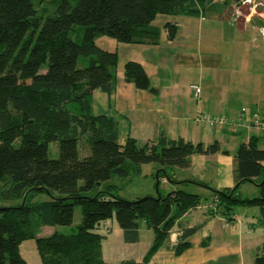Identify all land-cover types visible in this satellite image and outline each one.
Returning <instances> with one entry per match:
<instances>
[{"label": "trees", "instance_id": "trees-1", "mask_svg": "<svg viewBox=\"0 0 264 264\" xmlns=\"http://www.w3.org/2000/svg\"><path fill=\"white\" fill-rule=\"evenodd\" d=\"M44 1L0 0V200L17 202L0 207V264H27L19 250L27 240H34L41 264H107L102 236L94 230L112 217L125 243L138 242L139 221L153 232V242L140 262L119 263L148 264L168 242L174 226L200 206L202 198L178 189L160 194L159 199L127 201L113 185L94 189L113 175L128 177L126 162L136 167L156 164L165 170L166 179L174 181L167 169H187L192 155L211 156L220 147L216 142L206 146L164 136L158 144L127 138L119 145L117 122L91 110L94 91L113 92L118 56L97 47L94 40L102 35L121 44L145 43L157 39L161 31L173 40L176 25L166 22L155 27L156 16L196 15L198 7L211 0H59L55 11L43 19L34 3ZM76 25L83 28L79 41L69 35ZM79 59L87 65L78 68ZM123 73L136 89L153 90L139 63L126 62ZM84 136L89 153L86 148L79 158L78 143ZM259 139L252 136L238 147L233 170L235 185L251 182L259 196L240 198L234 194L235 186L212 191V196L215 209L222 208L228 221L236 207H256L264 228V149L258 148ZM52 142L58 144L56 159L48 157ZM39 195L47 200L39 201ZM76 206L82 216L76 233L37 236L42 227L71 225ZM196 230L182 228L173 248L176 256L189 248L186 239ZM258 251L254 264H264V243Z\"/></svg>", "mask_w": 264, "mask_h": 264}, {"label": "crops", "instance_id": "crops-1", "mask_svg": "<svg viewBox=\"0 0 264 264\" xmlns=\"http://www.w3.org/2000/svg\"><path fill=\"white\" fill-rule=\"evenodd\" d=\"M254 4L257 7L211 0L203 8L198 7L196 15L174 16L168 21L177 27L173 40H168L161 31L157 39L119 43L110 50L118 56L114 89L110 95L94 91L91 110L117 122L119 145L127 138L139 144H158L164 136L167 140L182 139L206 146L216 142L220 147L211 156L192 155L187 169H167L174 181L166 179L164 169L156 166L159 181L154 190L163 185L167 194L195 186L206 189L212 196V191L232 189L238 147L257 136L258 148L261 142L264 149V135L235 124L241 117L264 121V0H254ZM128 61L143 67L152 91L136 89L125 81L123 65ZM191 85L199 87L198 97ZM204 113L222 116L227 124L212 127L198 121L197 116ZM151 196L147 191L145 197ZM208 208L202 205L186 213L148 264H254L264 243V232L257 238L253 236L255 228L246 212L241 213L244 222L233 214L234 225L229 228L223 210L220 212L215 206L213 214L221 216L219 220L224 225L209 231L207 236L197 218L183 224L195 211L206 210L203 214H208ZM182 228L197 230L186 239L189 248L176 256L173 248Z\"/></svg>", "mask_w": 264, "mask_h": 264}, {"label": "rangeland", "instance_id": "rangeland-1", "mask_svg": "<svg viewBox=\"0 0 264 264\" xmlns=\"http://www.w3.org/2000/svg\"><path fill=\"white\" fill-rule=\"evenodd\" d=\"M59 0H46L44 2H35L34 7L36 9V13L38 17L45 19L48 15L52 14L55 11ZM238 7V5H237ZM242 7V6H241ZM236 11H239V9ZM175 18L174 16L169 15H158L156 16L153 24L162 28V26L170 21V19ZM83 28L81 26H74L73 30L69 33L70 37L75 41H79L82 37ZM163 32V31H162ZM94 43L97 47L105 50H111L114 48L115 44H119L114 39L107 37V36H97L94 40ZM87 65V61L84 59H79L78 61V68H83ZM42 73L45 72V68L43 67L41 70ZM209 115V114H208ZM216 116V115H210ZM222 117V116H220ZM87 136H84L81 141L78 143V156L82 158L86 152L89 153V144L86 141ZM87 142V145H86ZM264 142V141H262ZM19 140L14 142V145H18ZM231 147H234L230 144ZM87 146V147H86ZM259 148L262 149L261 142L259 144ZM48 157L51 159H56L58 157V144L57 142H52L49 144L48 147ZM127 169L129 171V175L126 178H120L113 175L110 180L102 183V185L98 188H95L93 192L100 190L108 185H113L117 187V195L127 201H135L137 199L144 198L147 191L152 194L151 197H157L158 195H165L166 192L163 188V185H159L158 189L155 188L154 185L159 181V178H156L157 171H154L156 168V164H144L140 165V171L137 172L138 167L130 162H126ZM173 170H180L178 168H172ZM236 186V185H235ZM238 189L234 193L236 196L240 198H256L259 196V189L258 187L251 183V182H244L240 186L237 187ZM1 190V185H0ZM184 190L191 194H196L202 197L201 204L209 206L208 210H213L215 208V204L213 202V198L206 189L200 187H193V186H186ZM93 192L88 193L87 195H93ZM116 193V192H113ZM207 197L209 199L204 200ZM211 198V199H210ZM39 201L47 200L45 195L38 196ZM17 202L14 201H1L0 200V207H9L14 206ZM215 210V209H214ZM223 210L220 208V212ZM204 211H195L184 219V225L188 222H191L194 218H197V221L202 223V232L205 236L209 231L221 229V221L219 220L218 216L216 217L215 214H203ZM246 212L249 220L253 224L255 228V233L253 236L256 238L260 236L264 232V228L259 224V212L256 207H236L234 210V216L241 218V213ZM254 212V213H253ZM220 214V213H219ZM254 215V216H253ZM81 211L78 206L74 208V217L73 222L69 226H54V227H42L36 231L38 237H48L55 233L58 234H73L77 232V227L81 222ZM253 217H255L253 219ZM245 221V220H244ZM243 221V222H244ZM228 226L231 228L234 225V221H228ZM247 222V221H246ZM94 232L100 234L102 236V254L103 259L107 264H119L121 261L124 260H141L142 257L145 255L147 250L150 248L154 234L153 232L148 229L145 225L144 221H139V240L136 243L129 244L125 243L123 240V234L118 226L114 217L107 219L106 221L100 223L99 227L94 230ZM217 234V233H216ZM20 255L21 257L27 262V264H41L39 255L36 250L34 240H27L23 242L20 247Z\"/></svg>", "mask_w": 264, "mask_h": 264}, {"label": "built area", "instance_id": "built-area-1", "mask_svg": "<svg viewBox=\"0 0 264 264\" xmlns=\"http://www.w3.org/2000/svg\"><path fill=\"white\" fill-rule=\"evenodd\" d=\"M237 4L240 6L257 7V4H254V0H239ZM190 89L193 91L194 96L198 97L199 92H200L199 87L196 85H191ZM197 120L204 124H209L212 127L217 124H227V120L224 117L210 116L206 113L200 114L199 116H197ZM235 124L243 126L244 128L248 130L255 129L259 132L260 136L264 135V121L258 118L251 119V120H245V118L241 117L239 118V120H237Z\"/></svg>", "mask_w": 264, "mask_h": 264}, {"label": "water", "instance_id": "water-1", "mask_svg": "<svg viewBox=\"0 0 264 264\" xmlns=\"http://www.w3.org/2000/svg\"><path fill=\"white\" fill-rule=\"evenodd\" d=\"M231 1L237 3L239 0H231ZM162 173H163V175H166V173L164 172V170H162ZM156 178H158V174H156ZM263 180H264V174H263ZM240 185H241V183L239 182L235 187H238V186H240ZM235 187H234V188H235ZM234 188H233V189H234ZM37 190H38V189H37ZM233 191H234V190H232L228 196H232V195H233ZM46 193L49 194V192H48L47 190H46ZM26 195H27V194H26ZM159 198H160V195L157 196V199H159ZM22 204H23V202H22Z\"/></svg>", "mask_w": 264, "mask_h": 264}]
</instances>
